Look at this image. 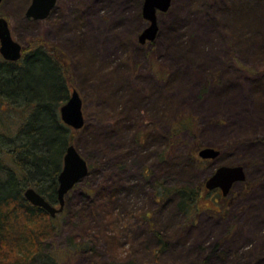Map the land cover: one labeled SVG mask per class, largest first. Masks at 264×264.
<instances>
[{
  "label": "rangeland",
  "instance_id": "374dc122",
  "mask_svg": "<svg viewBox=\"0 0 264 264\" xmlns=\"http://www.w3.org/2000/svg\"><path fill=\"white\" fill-rule=\"evenodd\" d=\"M31 1L3 0L0 16L23 52L41 39L62 58L85 117L71 144L89 165L43 252L58 264H264V205L251 214L247 203L264 198L253 161L264 150H245L264 145V91L254 89L264 81V0H172L145 44L144 0H58L44 20L25 16ZM25 106L0 94L8 166L23 140ZM183 115L192 124L172 142ZM205 147L222 153L203 159ZM222 165H243L247 175L226 200L205 185ZM180 185L201 187L200 210L189 219L177 208ZM0 264L22 263L6 253Z\"/></svg>",
  "mask_w": 264,
  "mask_h": 264
},
{
  "label": "trees",
  "instance_id": "16d2710c",
  "mask_svg": "<svg viewBox=\"0 0 264 264\" xmlns=\"http://www.w3.org/2000/svg\"><path fill=\"white\" fill-rule=\"evenodd\" d=\"M51 51L43 40L35 39L18 61H0V94L12 103L24 99L30 109L20 127L23 140L10 153L13 165L0 158V263L7 253L22 264H58L43 252V237L56 229L52 223L55 216L31 204L24 194L33 187L50 203L59 205L58 176L67 147L75 140L73 128L61 118L62 104L70 95L67 70L62 58ZM37 75L39 83L34 84ZM183 116L172 125V142L180 129L192 124ZM173 192L177 208L188 219L198 214L200 186L180 185ZM226 196L222 193V200ZM156 236L165 247L163 238L158 233Z\"/></svg>",
  "mask_w": 264,
  "mask_h": 264
},
{
  "label": "water",
  "instance_id": "95a60500",
  "mask_svg": "<svg viewBox=\"0 0 264 264\" xmlns=\"http://www.w3.org/2000/svg\"><path fill=\"white\" fill-rule=\"evenodd\" d=\"M3 0H0V5ZM58 0H32L25 15L34 20L46 19L55 8ZM172 0H144L143 17L149 22L139 35V42L145 44L156 39L158 33V12H166L171 7ZM23 46L12 36L8 20L0 17V54L5 60L18 61L22 57ZM61 118L68 126L79 130L85 124L83 113V101L77 89H74L69 99L61 107ZM220 150L214 147H205L199 151L203 159H216ZM89 174V165L79 153L74 144L67 147L64 156L63 169L58 176V200L59 207L50 203L35 188L25 190L26 199L33 205L44 208L51 216L62 212L65 207V198L74 186ZM247 178L243 165H222L206 181L207 189H221L223 195H227L231 188L238 182Z\"/></svg>",
  "mask_w": 264,
  "mask_h": 264
},
{
  "label": "crops",
  "instance_id": "0c3cea01",
  "mask_svg": "<svg viewBox=\"0 0 264 264\" xmlns=\"http://www.w3.org/2000/svg\"><path fill=\"white\" fill-rule=\"evenodd\" d=\"M171 36H173V35H171ZM260 82L261 83H259L258 85L254 86L255 91L256 90L264 91V83H263L264 81L262 82V80H261ZM259 101L261 102V106H262V109H263V112H264V97H260ZM262 122H264V119L262 120ZM263 126H264V124H263ZM258 144H261V142L257 141V142H255V144H251V142H250L249 145L245 146L246 152L251 151V154H255L258 151V149H257L258 147H262L263 150H264V145H262L263 143L261 144V146H259ZM257 156L258 155H254L253 157H257ZM253 161L255 162L254 163V167H262L260 170L264 174V153L260 154L257 158H253ZM258 177L260 178L259 175H258ZM263 202H264V198L262 196L252 195V197H249L247 199V203L250 204L249 213L254 214L255 213V209L254 208L257 206V203H260L261 205H264ZM256 210H257V208H256Z\"/></svg>",
  "mask_w": 264,
  "mask_h": 264
},
{
  "label": "flooded vegetation",
  "instance_id": "af4514ba",
  "mask_svg": "<svg viewBox=\"0 0 264 264\" xmlns=\"http://www.w3.org/2000/svg\"><path fill=\"white\" fill-rule=\"evenodd\" d=\"M1 6V5H0ZM1 17V16H0ZM2 56V55H1ZM215 190H217V189H215ZM57 205V204H56Z\"/></svg>",
  "mask_w": 264,
  "mask_h": 264
}]
</instances>
